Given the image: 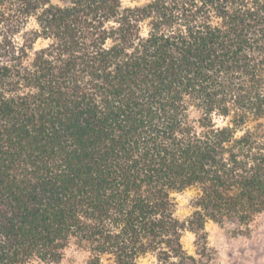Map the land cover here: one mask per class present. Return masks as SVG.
Returning <instances> with one entry per match:
<instances>
[{
	"label": "trees",
	"instance_id": "16d2710c",
	"mask_svg": "<svg viewBox=\"0 0 264 264\" xmlns=\"http://www.w3.org/2000/svg\"><path fill=\"white\" fill-rule=\"evenodd\" d=\"M263 212L264 0H0V264H196Z\"/></svg>",
	"mask_w": 264,
	"mask_h": 264
},
{
	"label": "rangeland",
	"instance_id": "374dc122",
	"mask_svg": "<svg viewBox=\"0 0 264 264\" xmlns=\"http://www.w3.org/2000/svg\"><path fill=\"white\" fill-rule=\"evenodd\" d=\"M149 0H121L123 6L142 5ZM196 191L193 188L172 193L176 215L181 220L188 218L192 211V201ZM206 246L202 247L194 232L185 230L182 245L185 251L195 257L196 264H264V212L258 214L250 223H216L208 220L205 224ZM89 252L72 245L67 249L59 263L87 264ZM30 264H45L33 262ZM103 264H111L106 258ZM139 264H160L152 256H144Z\"/></svg>",
	"mask_w": 264,
	"mask_h": 264
}]
</instances>
